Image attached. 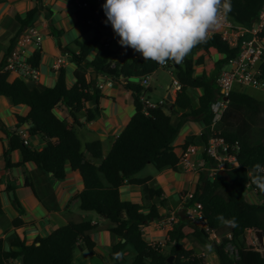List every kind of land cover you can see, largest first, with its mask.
<instances>
[{
  "label": "trees",
  "instance_id": "trees-1",
  "mask_svg": "<svg viewBox=\"0 0 264 264\" xmlns=\"http://www.w3.org/2000/svg\"><path fill=\"white\" fill-rule=\"evenodd\" d=\"M104 2L98 0L97 3L103 23L107 19L102 8ZM230 2L231 11L226 17L235 24L250 25L264 0ZM37 12L38 7L34 6L23 16L16 14L15 18L21 27H28L33 24ZM85 15L77 11L78 21L82 24ZM15 39H10L6 54L0 59V95L8 97L13 105L28 107L25 115L15 114L16 126L27 123V137L39 136L43 145L37 149L28 140L24 143L20 131L9 132L3 150L4 166L24 167L25 162H33L36 169L50 173L57 180L65 177L66 164L72 170H77L83 184L76 194L80 208L104 215L112 223L110 231L117 241L109 253L111 264H125L128 248L133 251L129 264H205L202 255L192 248H185L180 240L191 236L206 242L208 234L182 216L171 224L163 243L149 242L144 237L142 226L160 218L155 200L159 199L158 203L162 204L163 190L159 185H148L150 176L138 177L136 174L148 163L157 170L171 167L181 171L183 168L179 164L177 147L185 149L189 144H195L197 137L201 144L206 143L211 129L235 146L234 150L228 151L235 154L237 166H230L228 162L223 165L230 180L218 174L217 170L210 173L209 168L217 167L216 161L202 151L204 168L197 171V181L185 205L199 202L202 217L211 228H222L221 224L228 222L231 241L240 246L239 257L234 259L227 254L224 246L228 238L220 235L218 242L212 240L210 243L218 264H246L243 256L249 253L253 254L250 264H264V243L262 251L252 246L242 247L246 228L260 229L264 236V170L259 169L264 166V128L256 129L252 123L254 121H251L252 117L257 118L264 113V104L246 92L243 86L234 85L227 94L223 111L214 121L211 107L219 97L215 79L223 65L237 54V47L230 46L221 33L215 31L206 43L195 46L180 64L170 61L161 66L152 60H144L141 55H127L115 66H110L116 52L103 46L98 32L89 39L75 38L64 45L74 66L75 81L72 85H67L64 68L59 67L53 85L37 88L2 68ZM212 51L221 55L213 61L212 70L196 74L195 67L204 64L206 56ZM91 53L93 55L90 57ZM26 59L38 67L40 55L34 52ZM159 67L168 69L180 87L175 90L172 102L145 109L141 97H149L152 89L131 78H145ZM262 68L264 72V66ZM88 70L121 82L130 91L134 105V113L121 131L112 137L106 154L102 153L100 139L82 144L75 130L53 111L62 104L74 122L77 121L76 113L81 112L83 107L85 122L98 117L102 94L95 79L87 76ZM196 89L200 90L197 96L192 92ZM238 111L244 112L251 120L237 122L235 114ZM173 114L177 116L175 123L170 120ZM186 121L199 123L202 130L199 135L190 134L178 146L174 145L173 140ZM16 149L21 159L12 162L10 152ZM23 184L34 191L26 169H23ZM124 184L140 186V201L120 198L119 188ZM248 187L255 190L261 198L260 202L246 200L244 192ZM7 188L14 190V185L8 184ZM11 203L17 212L11 223L20 226L23 224L20 215L24 213V208L14 193ZM1 213L3 208L0 200ZM93 228L94 224L90 220L70 221L53 228L48 234L36 235L31 242H27L22 234H15L5 246L0 238V264H10L12 261H17V264H70L75 243L79 239L91 254L94 253V242L90 237Z\"/></svg>",
  "mask_w": 264,
  "mask_h": 264
},
{
  "label": "crops",
  "instance_id": "crops-1",
  "mask_svg": "<svg viewBox=\"0 0 264 264\" xmlns=\"http://www.w3.org/2000/svg\"><path fill=\"white\" fill-rule=\"evenodd\" d=\"M86 1L96 13H94L93 17L97 23V30L101 34V41L104 38H109V48L115 50L120 47L121 45L118 43L119 37L114 34L111 25H106L103 21L101 23L102 19L97 9L98 0ZM34 6L38 7V12L31 26H34L42 34L39 47H36L33 40L28 37L30 26L21 27L15 18L16 14L23 16L28 9ZM77 11L85 14L88 13L87 9L79 10L74 5L73 0H0V59L5 56L10 45V39L16 37L11 50L19 52L22 56H29L34 52L40 55L37 67L38 78L34 83L26 82L29 86L42 88L53 85L55 77L59 72V67L64 68L67 85H72L75 81L73 75L74 66L70 62V56L64 49V45L71 43L75 38L89 39L94 35L93 28L91 31L89 30L92 26H86L78 21ZM223 29L224 25L212 32H221ZM87 31L88 35L85 37L84 34ZM92 55L93 53L90 54V57ZM220 56V54L212 51L209 56H206L204 64H200V72L197 73L195 70V73L200 74L202 71L209 73L213 68V61ZM225 65L226 63L223 67ZM87 76L94 78L95 83L100 85L99 88L102 96L99 98L100 111L98 117L93 121L85 122L83 107L81 112L76 113L77 121L74 122L68 110L62 104L57 105L53 111L58 117L64 119L67 125L75 130L76 134V128L94 133V138L84 140L83 142L79 140L83 144L88 140L100 139L102 141L103 153V141L108 139L111 145L112 137L121 131L134 113V105L130 91L125 89L121 82L112 80L107 76L96 75L91 70L87 71ZM134 78L132 77V80ZM148 86L152 89L150 83H148ZM243 89L264 104L263 85L260 87L243 86ZM118 91H124L126 101L120 100L116 95ZM152 91L149 98H151ZM192 92L197 96L200 90L196 89ZM168 93L171 95L170 87H167L157 100ZM257 93H261L263 98H258L260 96L256 95ZM27 112L28 107L26 105H13L8 97L0 95V200L3 208V213L0 214V238L3 239L5 246H8L15 234H22L27 242H31L36 235L48 234L53 228L70 221L90 220L94 224V228L90 231V237L94 242V253L91 254L83 241L79 239L75 243L70 264H111L109 253L112 245L117 241V237L110 231L112 223L105 216L95 211L80 208L76 194L82 189L83 184L77 170H72L66 164L65 177L62 180H57L50 173H44L36 169L33 162H25L24 167L13 166L6 168L4 166L3 150L6 146L7 134L13 130L25 133V129L28 126L24 122L17 127L15 114L25 115ZM189 122L194 121H186L181 125L180 128L183 132H181L180 138L177 141L173 140L174 145L178 146L190 134H200L202 127L199 123L195 122V126L190 125ZM178 133H180V129ZM197 138L195 140L197 152L192 157L195 160H200L203 146ZM27 140L37 149H40L43 145V140L39 136L27 137ZM177 150L179 151L180 148L177 147ZM10 159L12 162L19 161L21 159L19 150H12L10 152ZM23 169H26L31 176L35 192L30 186L23 184ZM139 172L136 176H150L151 179L147 181L148 185H159L163 190L162 204L158 203L159 199L155 200L160 217L172 210L164 206V202H167V195L170 192L167 181H172L173 187L171 191H176L180 199V193L193 190L198 177L196 170L182 169L181 171H175L171 167H164L160 170L154 168L152 171L148 170V172L143 174ZM184 183L187 184L186 189L182 186ZM8 184H13L14 190H8ZM9 191L15 194L24 208V213L20 215L23 224L20 226H13L11 223L17 212L12 206L11 200L13 197H10ZM119 194L120 198L122 195L126 197L124 200L140 201V186L138 184H124L120 186ZM244 196L247 201L252 203L261 201L255 190L250 187L245 190ZM178 206L176 209H178ZM73 207H78L81 211L78 212L79 219L77 220H73L72 217ZM221 226H223V229H217V233L220 235L230 233L228 223H223ZM169 228L170 226L154 219L143 225L141 229L143 234L147 235L146 239L149 242L158 241L163 243L167 237V230ZM250 230L252 229H245L244 238L247 237V232H250ZM211 241L209 238L208 241L202 242L191 236L183 237L180 240L185 248H192L197 254L202 255L205 264H218V258L210 244ZM129 249L125 252L126 257ZM10 264H17V261H12Z\"/></svg>",
  "mask_w": 264,
  "mask_h": 264
},
{
  "label": "built area",
  "instance_id": "built-area-1",
  "mask_svg": "<svg viewBox=\"0 0 264 264\" xmlns=\"http://www.w3.org/2000/svg\"><path fill=\"white\" fill-rule=\"evenodd\" d=\"M73 3L79 10L87 9L88 13H86L85 18L82 20L83 24L92 26L94 34L98 33L97 23L93 17L95 12L90 8L89 3L86 0H73ZM223 25L224 29L220 32L222 38L230 46L237 47L238 52L226 62V65L221 68L215 79L219 97L211 104L214 112L213 121L219 118L226 105L227 94L234 85L264 86V72L262 68L264 66V3L260 6L256 18L250 25L235 24L228 18H226ZM28 30V37L33 40L36 47H39L42 34L34 26H30ZM108 42L109 38H104L102 42L103 46L107 47ZM115 52V57L110 61V66H115L116 62L123 60L127 55H130V57L140 55V53L135 52L132 48L122 46L115 49ZM2 68L3 70H7L12 76L19 77L28 83H34L38 78L37 67L28 61L26 56H22L15 50H11L6 55ZM148 76L140 79L134 78V80L139 81L144 86H148ZM171 82V87L174 91L180 87V83L175 78L172 77ZM141 100L145 109L155 107L157 104L167 103L168 101L166 96H162L158 100H152L146 95H143ZM21 135L24 138V143H26V131L25 133L21 132ZM202 146L201 152L204 151L217 164V167L209 168L210 173L218 168H223L225 162H228L230 166H237L235 154L228 151V149L234 150L235 146L224 141L216 131L211 129V134L207 137L206 143H202ZM195 152H197V146L194 143L189 144L185 149L179 150V164L183 169L196 170L198 168L201 170L204 168L202 156L200 160L193 159L192 155ZM259 169L264 170V166L259 167ZM190 197L191 191L180 193L178 209L169 211L157 220L171 226L173 222L182 216L188 222L202 228L211 240L218 242L220 240V234L217 233V229L209 227L203 219L201 204L194 201L191 204L185 205ZM249 233L252 234V239L256 242L253 229ZM225 236L228 238V241L225 243L224 250L230 257L237 259L239 257L240 246L231 241L230 233ZM262 249L259 247L256 250L262 251Z\"/></svg>",
  "mask_w": 264,
  "mask_h": 264
},
{
  "label": "clouds",
  "instance_id": "clouds-1",
  "mask_svg": "<svg viewBox=\"0 0 264 264\" xmlns=\"http://www.w3.org/2000/svg\"><path fill=\"white\" fill-rule=\"evenodd\" d=\"M110 23L122 47L160 65L180 64L211 38L231 11L230 0H105ZM225 223H228L225 221Z\"/></svg>",
  "mask_w": 264,
  "mask_h": 264
},
{
  "label": "rangeland",
  "instance_id": "rangeland-1",
  "mask_svg": "<svg viewBox=\"0 0 264 264\" xmlns=\"http://www.w3.org/2000/svg\"><path fill=\"white\" fill-rule=\"evenodd\" d=\"M101 23H102V20H101ZM91 29H92V27L89 28L90 31H91ZM87 35H88V31L85 32L84 36L86 37ZM200 68H201V65H197L195 67V70H196L197 73L200 72ZM171 81H172V76H171L170 72L168 71V69H166L164 67H159L156 70H154V72L149 74L148 83L151 84L152 90H153L152 93H151V98L150 99H154V100L156 99L157 100V98H159L161 96L162 92L167 87H170L172 98H171V100H168L167 103L171 102L173 100V95L175 96V92H173L174 90L171 87L172 86V82ZM194 92H196V91H194ZM116 95L120 98V100L126 101L124 91H122V92L118 91V92H116ZM256 95L260 96L258 98H261V99L263 98L261 93H257ZM193 100L195 101V98H193ZM235 117H236L237 122H239V123L242 122V121H248L250 119V118H248V116L246 114H244V112H240V111H238L235 114ZM170 120H171V122L175 123L177 121V116L175 114L171 115ZM251 121H254L252 123H254L253 125L255 126L256 129L264 128V114H262V116H259L257 118H253L252 117ZM189 124L196 126L195 122H189ZM76 131H77V135H78L79 139L82 142L84 140L91 139V138L95 137L94 133L82 130L81 128H76ZM181 132H183V130H181V128H180V133H178L176 135V137L174 138L175 141H177L180 138L179 136H180ZM263 138H264V135H263ZM109 146H110V140H108V139L104 140L103 141V153L108 151ZM153 169H154V167L150 163H148V164L145 165L144 169H142L139 173L143 174V173L148 172V170L152 171ZM198 170L199 169L197 168L196 171H198ZM167 182H168V186H169L170 192L167 195V202H164V206L166 208L169 207L170 209L175 210L177 208L178 204H179V196H178V193L176 191H171V189L173 187L172 186V184H173L172 181L169 180ZM182 186L185 187V189L187 188V184L186 183H184ZM125 198L126 197L124 195L121 196L122 200H124ZM72 212H73L72 213L73 220L79 219L78 212H81L80 209H78V207H73V211ZM144 237L146 238L147 235L144 234ZM247 246H252V248H254V249L255 248L256 249L259 248V246L256 244V242L252 239V234L249 233V232H247V237H245L244 240H243L242 247H247ZM132 254H133V251L130 248L128 253H127L126 264L130 263V260L132 258ZM252 257H253V254L249 253V254H245L243 256V259H244L246 264H250V261H251Z\"/></svg>",
  "mask_w": 264,
  "mask_h": 264
},
{
  "label": "water",
  "instance_id": "water-1",
  "mask_svg": "<svg viewBox=\"0 0 264 264\" xmlns=\"http://www.w3.org/2000/svg\"><path fill=\"white\" fill-rule=\"evenodd\" d=\"M166 99L171 100L170 93H168L166 95ZM217 172H218V174L222 175L225 179L230 180V177L224 168H218ZM9 195H10V197H13V192L9 191ZM253 233H254V237H255L257 245L262 248L263 243H264V236H263L261 230L260 229H253ZM168 259L170 260L171 257L169 256Z\"/></svg>",
  "mask_w": 264,
  "mask_h": 264
}]
</instances>
